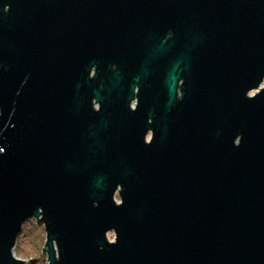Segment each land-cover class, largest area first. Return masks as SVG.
I'll return each instance as SVG.
<instances>
[{
    "label": "water",
    "instance_id": "water-1",
    "mask_svg": "<svg viewBox=\"0 0 264 264\" xmlns=\"http://www.w3.org/2000/svg\"><path fill=\"white\" fill-rule=\"evenodd\" d=\"M263 83L264 0H0V264H264Z\"/></svg>",
    "mask_w": 264,
    "mask_h": 264
},
{
    "label": "rangeland",
    "instance_id": "rangeland-1",
    "mask_svg": "<svg viewBox=\"0 0 264 264\" xmlns=\"http://www.w3.org/2000/svg\"><path fill=\"white\" fill-rule=\"evenodd\" d=\"M262 87H264V83ZM255 92H252L251 95L255 94ZM116 200L120 203L118 195L116 196ZM114 237V232L108 234V238L112 242L114 241ZM45 245V226L42 222L38 224L37 218H32L25 222L18 237L14 254L19 260L25 262L24 264H49L48 254H43Z\"/></svg>",
    "mask_w": 264,
    "mask_h": 264
},
{
    "label": "flooded vegetation",
    "instance_id": "flooded-vegetation-1",
    "mask_svg": "<svg viewBox=\"0 0 264 264\" xmlns=\"http://www.w3.org/2000/svg\"><path fill=\"white\" fill-rule=\"evenodd\" d=\"M173 36V31L172 30H168L164 36L165 39L170 40ZM99 63L96 62V65H94L91 69V73H90V79H93L96 76L97 73V67H98ZM118 68V65L116 63H112L111 65V71L115 72ZM180 79H179V83H178V97L179 99L182 98V92H183V87L185 85V77L184 74L181 73L180 75ZM136 79H140V75L138 74L136 76ZM135 87H134V92H133V98L130 101V107L132 110H137V108L139 107V92H140V87H139V83L138 82H134ZM103 85V83H101V86ZM92 108L94 109V111H100L101 109V104L99 102H97L96 99L92 100ZM150 123L153 122V119L149 120ZM147 141L150 142L152 139V131L150 130L147 134ZM120 193V191L118 192V194ZM117 194V195H118ZM116 195V196H117Z\"/></svg>",
    "mask_w": 264,
    "mask_h": 264
}]
</instances>
